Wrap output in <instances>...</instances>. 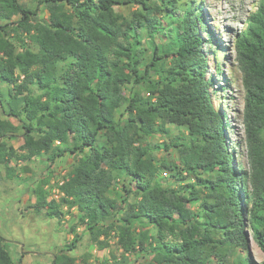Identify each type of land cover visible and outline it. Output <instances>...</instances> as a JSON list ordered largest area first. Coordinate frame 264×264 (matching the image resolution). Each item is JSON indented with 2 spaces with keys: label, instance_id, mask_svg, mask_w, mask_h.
Returning <instances> with one entry per match:
<instances>
[{
  "label": "trees",
  "instance_id": "trees-1",
  "mask_svg": "<svg viewBox=\"0 0 264 264\" xmlns=\"http://www.w3.org/2000/svg\"><path fill=\"white\" fill-rule=\"evenodd\" d=\"M185 4L0 0V164L12 178L13 161L73 158L54 185L50 175L37 179L35 212L62 219L75 208L99 249L116 238L117 264H130V254L139 264H264L249 253L250 237L264 253V0L234 37L247 168L233 166L210 95L205 46L214 50V34L201 5ZM171 124L186 133H170ZM156 135L169 141H148ZM171 148L176 159L156 158ZM70 231L50 264H76L64 252L81 234ZM0 264H22L1 234Z\"/></svg>",
  "mask_w": 264,
  "mask_h": 264
},
{
  "label": "rangeland",
  "instance_id": "rangeland-1",
  "mask_svg": "<svg viewBox=\"0 0 264 264\" xmlns=\"http://www.w3.org/2000/svg\"><path fill=\"white\" fill-rule=\"evenodd\" d=\"M25 4L34 5L35 0H20ZM201 5L204 12L205 28L214 34L213 48L210 49L209 67L207 77L212 80L210 95L214 107L224 115L226 124L225 137L232 151V164L247 168L246 146L242 124L244 91L241 83V72L235 60L234 37L244 27L245 19L257 5V0H180L185 4L191 2ZM186 5V4H185ZM132 6L130 9L133 10ZM128 6L117 7L118 11L128 12ZM40 14L45 19L49 13L43 6ZM153 33V27L150 28ZM149 37L146 36V39ZM155 42L161 43L159 36L155 35ZM3 97L6 96V86L0 82ZM172 134L186 133V128L177 125H167ZM151 143L169 141L168 135H156L147 138ZM15 148L22 144L21 137L9 140ZM156 158L167 157L176 159L174 148L169 151L154 152ZM73 158L63 157L50 167L45 156L38 159H25L13 161L12 164L18 176L8 178L4 167L0 164V234L5 238V245L12 258L22 260V264H50L53 254L67 247L74 233L70 227L76 225V231L81 234L77 247L65 251L68 256L76 258V264H117L121 256V249L116 248V238H109V247L99 249L97 244L91 242V235L82 225H78L74 214L76 209H70L62 219L48 218L43 212H35L32 189L38 178L50 175L51 184L62 180L71 170ZM26 167L25 171L20 170ZM164 177L169 174L162 171ZM173 184V183H172ZM119 186V185H118ZM56 188L51 190L49 198L57 199ZM112 235V233H111ZM102 238V235L99 236ZM249 253L251 257L260 262L264 260V253L259 249L253 238L250 237ZM116 258H114L113 257ZM131 263L139 264L142 259L135 260V256H128ZM50 259V261H49ZM215 264H233L234 257L227 261H215Z\"/></svg>",
  "mask_w": 264,
  "mask_h": 264
},
{
  "label": "crops",
  "instance_id": "crops-1",
  "mask_svg": "<svg viewBox=\"0 0 264 264\" xmlns=\"http://www.w3.org/2000/svg\"><path fill=\"white\" fill-rule=\"evenodd\" d=\"M49 261H50V259H49Z\"/></svg>",
  "mask_w": 264,
  "mask_h": 264
}]
</instances>
